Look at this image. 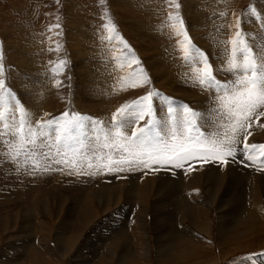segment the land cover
I'll return each instance as SVG.
<instances>
[{
    "label": "rangeland",
    "instance_id": "1",
    "mask_svg": "<svg viewBox=\"0 0 264 264\" xmlns=\"http://www.w3.org/2000/svg\"><path fill=\"white\" fill-rule=\"evenodd\" d=\"M253 4L257 5L256 0H0V64L4 68L0 79L5 81V88L0 89V112L5 114L6 119L10 118L7 123L4 120V125L12 124L14 121L15 126L18 127L20 115H15L14 111L19 113L18 109L21 108L27 114L34 113V122H42L47 118L58 120L55 117H61L65 110L66 112L69 110V117L73 113L77 114L71 109L73 95L78 91V84L84 81L91 82L93 74L96 75L95 78L102 77L103 80L99 81L103 86H110L107 88L110 92L108 90L107 92L110 93L113 114L122 105L131 104L149 92H159L162 96L170 98L174 101L175 108L180 102L188 104V101L175 97L168 90H163L161 76H158V79H150L154 75L152 71L159 73L158 68H152V61L161 60L170 67L172 65L173 70L186 68L182 66L187 63L185 51L189 50V44L202 52L204 50L200 45L204 39H208L216 47L215 52L213 49L206 50V53L202 52L206 59H209L208 62L213 59V56L209 57L207 52L220 54L219 48L222 47L224 50L229 47L232 51L231 41L236 39V33L246 32L247 28L244 30L242 28L248 13L258 24L262 20L261 14L264 11L260 9L258 13ZM245 26L248 27V25ZM185 33L189 37L188 40H184ZM248 43L251 42L248 41ZM258 44L260 47L264 45L257 42L250 45L259 52ZM192 52L190 59L194 58L193 61L198 66H203L195 50ZM220 57L225 59L223 55ZM221 58L219 60L225 66L227 62ZM89 67L93 69L90 70ZM84 70L86 72L89 70V74ZM221 70L218 75L222 77V83L233 80L228 79L227 70L224 67ZM35 75L38 77L34 80ZM145 75L148 77V83H143ZM190 76L193 77L196 74L190 73ZM28 84L30 88L25 87ZM133 84L137 86L132 87ZM35 87L40 89L46 87L47 93L43 96L38 95L39 93L34 96L32 91ZM191 89L197 93L195 87ZM7 91L13 92L15 98L9 96ZM122 93L125 95L120 97ZM210 94L217 95L215 90H210ZM90 95H85V104L94 99L91 98L94 95ZM114 95L117 96L113 97ZM153 100L161 102L159 97H154ZM27 105L31 108L26 109ZM107 106L104 107L107 108ZM77 107L76 104L73 106L74 109ZM161 107L164 114L165 110ZM210 107L209 109L216 107L218 110L213 99ZM178 112L180 113L179 107ZM208 113L211 112H207L206 115H209ZM104 114L96 115L92 120L102 122L107 116ZM86 117L90 119L92 116L86 115ZM27 119L32 124V119L30 117ZM90 122L91 119L86 121L85 127L77 133V136L78 134L82 136L81 139L85 143L82 154H73L80 163L77 164L74 157L72 159L76 165L63 164L59 168L57 166L60 164L51 163L53 169L48 167L50 169L45 171L47 173L42 171L43 167L40 170V167H35L34 163L32 166L30 164L26 166L22 164L24 159L16 158L14 153H7L10 145L16 152L17 138L12 135H0V173L7 181L5 185L4 182L0 183V264H264V224H259L262 221L258 219L252 220L254 224L248 222L246 219L250 217L247 216V210L241 212V215L239 213L234 219V215L228 212V204L222 202L221 204L226 207L223 208L222 213L225 216L228 212L226 221L230 219L233 224L229 226L225 235L218 234V218L222 214L219 212V200L223 190L221 194H218V198H212L206 193L203 183L190 187L187 179L183 181L182 177L176 188L178 174H175L176 182L171 190L172 193L161 200L157 195V191L159 193L157 182L163 179V175L165 176L163 169L156 171L154 166H150L109 172V175L103 165L94 171L92 168L89 169L88 163H92L93 167L97 165L96 160L92 161L90 158L91 162H89L87 159L88 147L96 143L92 138L95 133L93 126H89L92 125ZM257 123H259L258 119L253 129L256 133L260 132V136H257V145H262L264 129L258 127ZM4 125L0 122V129L3 126L0 131L4 130ZM135 126V124L132 125V127ZM87 127L90 130L86 129ZM54 129L55 126L48 130L47 137L53 145L52 150L55 149ZM9 131L14 132L15 128ZM127 131L131 132V128ZM92 139L94 141H89ZM243 145H240V151ZM249 151L252 155L251 161L245 159L244 154L237 161L231 158L232 164L234 162L237 164L228 166L244 172L247 171L246 165L253 164L249 172L254 169L255 174L264 176V164L261 163V160H264V156L261 155L262 150L256 148ZM22 153L25 155L24 152ZM8 154L11 160L7 163ZM68 156L62 155L58 159L67 161ZM40 159L42 164L47 163L43 158ZM197 163L200 162L196 160L194 164L197 165ZM47 164L50 165V162ZM180 165L182 168V164ZM172 166L178 169L175 165ZM165 167L168 168V166ZM31 168L36 171H32ZM37 168L42 172L39 173ZM87 170L95 175L75 174L77 171L88 173ZM11 174H15L16 177L14 178L16 180H12L14 182L11 181L12 185L9 181ZM84 175L87 176L88 181L77 179ZM149 178H153V181ZM147 180L153 188L147 186L145 187L147 191L144 186L133 189L134 182L144 184ZM21 181L24 183H19ZM114 181L116 185L118 184L117 187L115 185L112 187L115 184ZM18 184L19 187H16ZM223 186H226L225 182L221 189ZM254 186L253 189L256 190L258 187ZM95 190L102 192L104 198L110 200L106 205L108 208L101 203L98 204V198H90L98 195H91L90 192ZM257 190L258 194H261L259 204L264 213V196L260 188ZM53 191L55 195L51 197L44 194ZM194 191L202 192L205 203H209L207 219L211 220L210 226L213 230L208 231L209 236L207 232L195 229L187 216L182 217L176 212L182 206L180 205L177 210L176 203L179 204L184 197L189 198ZM40 192L41 195H39ZM113 192L115 197H119L118 205L115 197L113 198ZM246 192L247 190L241 194L245 206L248 205L244 197ZM141 199L145 204L140 212ZM102 200H104L103 197ZM186 206L181 208L185 209ZM91 208L92 212L97 213L96 215L92 216L93 213L89 211ZM138 219H141L140 223L143 227L137 223ZM177 223L180 225L178 226ZM186 225L199 234L196 239L199 237L202 244L191 245L187 238L188 234L181 229ZM110 227L111 230H108ZM185 229L188 230L187 226ZM141 240L148 248L147 258L143 255L144 249L141 247L144 244L143 242L141 244ZM185 244L189 247L191 245L190 249L194 247L193 255L186 258L183 257L182 252L189 247L185 248ZM182 246H185L184 249L180 248ZM180 249L181 252H179ZM185 253L186 251L184 255Z\"/></svg>",
    "mask_w": 264,
    "mask_h": 264
},
{
    "label": "snow or ice",
    "instance_id": "2",
    "mask_svg": "<svg viewBox=\"0 0 264 264\" xmlns=\"http://www.w3.org/2000/svg\"><path fill=\"white\" fill-rule=\"evenodd\" d=\"M113 31H115L114 27ZM188 39L189 37L185 33L184 40ZM231 44L233 59L229 62L227 71L234 75L233 80L222 83L215 79L214 70L208 64L205 54L199 49H195L196 56L204 66L198 69L195 79L202 87L216 91L220 115L229 122L228 127L232 135L219 140L202 139L200 128L197 127L200 112L187 105L179 106L181 111L180 129L177 131V109L173 107L174 101L162 96L159 92H149L131 104H125L118 108L108 127H105L103 122L91 120L96 141L91 146L94 159L98 162L107 160L103 167L109 172L123 171L125 167L149 168V161L153 166H157L154 170L159 171L165 166L175 164L178 160L187 161L189 157L195 158L198 154L195 145H209L203 147L204 155L200 157L205 162L213 159L226 165L230 162L226 157L234 160L237 149L232 145L236 142V133L243 131L245 122H250L253 116H256L257 119L259 116H264V111H260L264 109V49L259 52L254 50L240 31L236 33V39L232 40ZM127 47L125 44V48ZM192 50V45L189 44V50L185 51V58H191ZM129 51L131 50L129 49ZM237 53L241 56L239 61L235 58ZM3 72V65L0 64V75ZM148 82V77L145 75L143 83ZM136 86V84L132 85V87ZM4 88L5 81L0 79V89ZM7 94L15 98L13 92L7 91ZM154 97H159L161 102L167 105V138L157 128L161 121L156 117L153 106ZM20 113L18 127L13 121L12 124H6L4 130L0 131V135H12L18 138V144L15 146L16 157L24 152L28 157L43 158L47 162L63 166L67 161H62L58 157L66 155L68 152L82 154L85 143L74 133L85 127V122L89 120L88 117L75 113L69 117V113L65 112L62 114L61 120L38 122L33 128L27 119V113L22 108ZM146 117L147 119H145ZM4 119L5 114L0 112V122H3ZM133 124L136 126L132 127ZM54 125L55 152L52 151L53 145L50 142H44V138L49 135L48 130ZM11 128H15V131L10 132ZM129 128H131L130 135L127 132ZM248 135L251 133L249 132ZM244 139L247 141V136ZM38 140L41 142L38 143ZM190 141L194 144L188 143ZM256 148H260L261 155L264 156V144L245 143L241 150L242 154H245V159L251 161L252 155L249 150ZM45 149L46 151H43ZM104 150L107 151L103 156L96 155ZM261 163L264 164V160H261ZM175 166L181 167L180 164H175ZM87 167L91 169L93 164L89 163ZM43 170L48 171L49 169L44 168ZM75 174L92 175L94 173L77 171Z\"/></svg>",
    "mask_w": 264,
    "mask_h": 264
},
{
    "label": "bare ground",
    "instance_id": "3",
    "mask_svg": "<svg viewBox=\"0 0 264 264\" xmlns=\"http://www.w3.org/2000/svg\"><path fill=\"white\" fill-rule=\"evenodd\" d=\"M256 6L253 4V6L257 9V12L259 13V10L261 9V11L263 12L264 11V1H262V0H256ZM194 14V13H193ZM249 15H247L245 18H244V21H243V30H244V28H247L245 31V33L243 34V32H241L242 34H243V36H244V38L245 39H248V41H250L251 43L250 44H253L254 42H257V43H260V44H264V13H262L261 14V18H262V22L261 21H259V23L260 24H258V22H255V19H254V17H252L251 16V14L250 13H248ZM246 15V14H245ZM199 21V20H198ZM249 23V24H248ZM245 25H248V27H246ZM260 33H262L261 35H263V36H261V35H259ZM138 37V36H137ZM247 41V42H248ZM228 45H230V44H228ZM201 48L204 50V51H202V52H205L206 53V50H208V49H213V51L215 52V48L216 47H214L215 45L213 44L212 45V42H209V40L208 39H204L203 40V42H201ZM217 46V45H216ZM224 46V45H223ZM252 46V45H251ZM258 46H259V44H258ZM197 47V46H196ZM219 48V47H218ZM217 48V49H218ZM224 47H222L221 49L219 48V50H221V53L219 54V53H214V52H207L209 55V57H210V55L211 56H213V59H211V61L210 62H208V64L211 66V68L214 70V76L216 77V79H218V80H222V77H220L219 75H218V73L220 74L221 73V69H222V67H224L226 70L228 69V66H229V62L233 59V56H232V51L231 50H229V47H228V49L227 50H224L223 49ZM259 48H260V50L261 49H264V45H262V47H260L259 46ZM192 49L193 50H195L196 48L195 47H192ZM223 49V50H222ZM231 49V48H230ZM259 50V51H260ZM80 51V50H79ZM231 51V52H230ZM160 53V52H159ZM191 53H193V52H191ZM192 55V54H191ZM221 55H223L224 56V58L225 59H223V58H221L220 56ZM80 56V55H79ZM162 56V55H161ZM207 58V57H206ZM223 59V60H225V62H227V64L224 66V64L219 60V59ZM238 61L241 59V56L237 53L236 54V57H235ZM86 59V58H85ZM84 59V60H85ZM194 59V58H193ZM193 59H190V58H188L186 61H187V63H185L182 67H186V68H182V69H180V70H178V68H176V70H173L171 67H172V65H171V67H170V65H166V64H164L161 60H155V61H152V68H158L159 69V73H154V71H152L153 72V76H151L150 77V79L151 80H153L154 78H156V79H158V76L162 79L161 80V84H162V86H163V90L164 91H169L171 94H174L175 95V97H179L180 99H182V100H185V101H188V104L187 103H184V102H180L179 103V106L180 105H187V106H190L191 107V109H193V110H196V111H199L200 112V116L198 117V119H197V127L198 128H200V131H201V133H202V139H206V140H213V139H217V140H219V139H226L227 138V136H230V135H232V133H231V131H230V128L228 127V124H229V122L228 121H226L221 115H220V111H219V109H220V105H219V102H218V100H217V95H214V96H212V94H210V89H207V88H205V87H202L197 81H196V76L198 75V69H201L200 67H203V66H198L197 64H196V62H194L193 61ZM182 60V59H181ZM185 60V59H184ZM200 60V59H199ZM209 60V59H208ZM207 60V61H208ZM179 61V60H178ZM178 61H177V63H178ZM85 63V62H84ZM121 64V63H120ZM174 64V63H173ZM175 65V64H174ZM118 66V65H117ZM120 66V65H119ZM176 66V65H175ZM87 68V67H86ZM122 68H123V66H122ZM88 69V68H87ZM86 69V70H87ZM89 69L91 70V69H93V68H90L89 67ZM72 70V69H71ZM86 70H84L85 72H86ZM73 72V71H72ZM77 72V71H76ZM96 72V71H95ZM40 73V72H39ZM86 73H88L89 74V70L86 72ZM190 73H193V74H196V76H190ZM225 73V72H224ZM227 76H228V79H234L235 77H234V75L231 73V72H229V71H227ZM14 76V75H13ZM83 76V75H82ZM91 76H93V77H91V82L89 83H87V82H82V83H80V84H78L79 86L77 87V89H78V91H77V93L75 94V95H73V105L71 106V109H72V111H75L77 114H82V115H84V116H86V115H90V116H92V117H90V119L92 120V118L93 117H96V115H98L99 116V114L101 115V114H104V116L105 115H107V116H105V119H103L102 120V122H104V120H105V124H103L105 127H108V126H110V124H111V120H112V116H113V112H112V108H111V97H110V93H108V92H110L107 88L108 87H110V86H108V85H106V86H103L102 84H101V82L99 81V80H103V79H101L100 78V76L99 77H97V78H95L96 77V75L94 76V74L93 75H91ZM24 78H25V76H23ZM38 76L37 75H35V77H34V80L37 78ZM105 77V76H104ZM103 77V78H104ZM191 77V78H190ZM159 78V79H160ZM128 79V77L126 78V80ZM155 79V80H156ZM154 80V81H155ZM141 81V80H140ZM139 81V82H140ZM85 84H88V85H85ZM161 86V87H162ZM25 87H27V88H30V85L28 84V85H26ZM196 88L197 89V93L193 90V89H191V88ZM107 90H108V92H107ZM117 90V89H116ZM118 90H121L120 88H118ZM117 92V91H116ZM32 93H33V95L34 96H36V94H38V95H44V94H46L47 92H46V87H44V88H34L33 89V91H32ZM75 93V92H74ZM73 94V93H72ZM90 94H92V95H94L93 97H91V98H94V99H96V100H94V99H92L91 101H88V102H86V104H85V101H84V99H85V95H90ZM115 94H117V93H115ZM50 95V94H49ZM92 95H90V96H92ZM123 95H125V94H123L122 93V95H120V97H123ZM75 96V97H74ZM88 96H87V98H88ZM115 96H117V95H114L113 97H115ZM90 98V99H91ZM212 99H213V103L218 107V110H216V107L215 108H212V109H209V108H211L210 107V105H211V101H212ZM116 101V100H115ZM179 101V100H178ZM113 102H114V100H113ZM156 103H158V104H156ZM78 105V107L77 108H73V106L74 105ZM109 105V106H107V105ZM104 106H107V108L106 107H104ZM115 106V105H114ZM123 106V105H122ZM153 106H154V110H155V113H156V117L161 121V123L157 126V128H158V130L165 136V138H167V127H168V124H167V121H168V115H167V105H164L162 102H159L158 100H153ZM162 106V107H161ZM178 106V107H179ZM26 107V109H29L28 107H30V105H27V106H25ZM35 107V106H34ZM116 107V106H115ZM160 107L161 108H163L164 110H165V113L163 114V112L161 111V109H160ZM178 107L176 108L177 109V111H176V116H177V131H179V129H180V125H179V118H180V115H181V111H180V113L178 112ZM31 108V107H30ZM160 109V110H159ZM209 109V110H208ZM19 110V113H18V111H17V113H16V111H14V113H15V115H17V114H19V115H21L20 114V109H18ZM69 111V110H68ZM67 111V113H69ZM92 111H94L93 113H92ZM211 112V113H208L209 115H206L207 114V112ZM260 111H264V109H261ZM65 112H66V110H65ZM95 112H97L98 114H94ZM33 114L34 113H32V115L28 112V114H27V117H30L31 119H32V126H33V128H35V126L37 125V123L38 122H34V120H35V118L33 117ZM110 114V115H109ZM211 114V115H210ZM14 115V116H15ZM13 116V117H14ZM41 116V115H40ZM50 117H52V116H50ZM61 118H63L62 116L61 117H55V119H58V120H61ZM10 118H5L4 120L6 121V123H7V120H9ZM39 119V118H38ZM37 119V120H38ZM48 119L49 118H47L45 121H48ZM89 119V120H90ZM262 121H261V120ZM260 119H258L259 120V123H257V126L258 127H260L261 129H264V116H260ZM40 120V119H39ZM93 120H96V119H93ZM54 121V120H53ZM55 121H57V120H55ZM255 121H257V118H256V116H253V118H252V120L250 121V122H245V126H244V130L243 131H238L237 133H236V142L235 143H233V145H232V147L233 148H235V149H237V153H236V156H235V158H234V160L233 161H237V160H239V158L240 157H242L244 154H242V152L240 151V145H242V144H245V143H248V142H250V143H252V144H257V136H260V132L258 131V133H256L255 131H254V129H253V125L255 124ZM42 122H44V121H42ZM100 122V121H99ZM4 121L3 122H1V124H3L4 125ZM91 123V122H90ZM9 124V123H8ZM249 124L251 125L250 127H249ZM5 126V125H4ZM55 126V125H54ZM89 126H93V125H89ZM2 128H3V126H2ZM1 128V129H2ZM0 129V130H1ZM86 129H88V127L86 128ZM93 129V128H92ZM88 130H90V129H88ZM84 131H86L85 129H84ZM261 131V130H260ZM53 132H55V129L53 130ZM80 132V131H79ZM128 132V131H127ZM251 133V135H248V133ZM77 133L78 132H75L74 134L77 136ZM128 133H131V132H128ZM257 134H259V135H257ZM78 136H79V134H78ZM85 136H87V135H85ZM245 136H247V141H245ZM82 137V136H81ZM81 137L79 136V138L81 139ZM91 138V137H90ZM93 139H94V137H92ZM49 138H45L44 139V141H46V142H50L51 140H48ZM89 140V141H94V140ZM82 140V139H81ZM86 140V139H85ZM17 141H18V138H17ZM88 141V140H87ZM41 141L40 140H38V143H40ZM188 143H192V144H194V142H188ZM249 143V144H250ZM259 143V142H258ZM261 143V142H260ZM17 144H18V142H17ZM16 144V145H17ZM196 147H197V149H198V154H197V156L195 157V158H193V157H189L188 159H187V161H183V160H178V161H176L175 162V164H182V168H180V167H178V169L177 168H175L174 166H172V165H170L171 166V168H169L170 166H168V168H166V167H164V168H161V169H163V172L165 173V176L163 175V179L162 180H158V184H159V186H158V189H159V193H158V191H157V195H158V198H161V200H164L165 198H167L171 193H172V188H173V185L175 184V182H176V180H175V174H178V180H177V183H176V185H175V187L177 188V185H178V183H179V181H180V179H181V177L183 178V181L185 180V179H187V183H188V185L190 186V187H195V185H198V184H200V183H203L204 184V187H205V189H206V193H208V195L209 196H211L212 198H216L217 196H218V194L221 192V190H223V195H222V197L220 198V200H219V204H220V209H219V212H223V208L225 207L224 205H222L221 203L222 202H225V204L227 203L228 204V212L229 213H231L232 215H234L233 217H234V219H236L235 217H237L238 216V214L239 215H241V212H245L246 210L248 211V215L247 216H249L250 218L249 219H246V220H248V222H252L253 223V221L252 220H254V221H256L257 219L259 220V221H262V223L261 222H259V224H264L263 222H264V219H263V209L261 210V208H260V205L261 204H259V200H260V195L258 194L259 192H258V190L257 189H261L262 190V194H263V196H264V176H260L259 174H255L253 171H254V169H251L250 170V172H249V168H250V166H252L253 164H250V165H246V167L243 165V164H241V166H243V167H245V168H247V171H241L240 169H237V168H230L231 166H228V165H235V163L236 162H234L233 164H232V160H231V158L229 159V158H227L226 157V159H229V163L228 164H226V165H223V164H220L218 161H216V160H213V159H210V160H208L207 162H205L203 159H201L200 157L201 156H203L204 155V153H203V151H202V149H203V147H207V146H209V145H204V146H200V145H195ZM46 150V149H45ZM55 150L56 149H53L52 151L53 152H55ZM9 152H11V153H14L15 155H16V152H15V149H12L11 148V145H10V149L7 151V153H9ZM105 150L103 151V152H99V153H96V155H101V156H103L104 154H105ZM5 153V152H4ZM22 153V152H21ZM6 154V153H5ZM10 154V153H9ZM9 154H8V157H9ZM13 154V155H14ZM22 155V156H21ZM24 154L22 153V154H20V156H19V158L18 159H24L23 161H22V164H30L31 166H32V164L34 163V165L36 164V166L35 167H40L39 169L41 170V168H42V171H44L43 169L44 168H48V167H52V165H51V163H50V165H48L46 162H43L44 164H42L41 162H40V160H42V159H40L39 157L38 158H31V157H28L26 154L23 156ZM66 155H69L68 156V159H67V163H68V165H67V163L65 164L66 166H70V165H73V164H75L76 165V163L75 162H73V159H72V157H74L73 156V153H71V152H68ZM3 157V156H2ZM62 157V156H61ZM7 158V157H6ZM17 158V157H16ZM90 158H91V160L93 161V159H94V154H93V152L91 151V147H88V154H87V159H89L88 161L89 162H91V160H90ZM20 159V160H21ZM9 160H11V158L9 157V159L8 160H6V162L8 163L9 162ZM44 160V159H43ZM95 160V159H94ZM196 160H198L200 163H197V165L196 164H194V162L196 161ZM74 161H76L77 162V164H79L80 163V160L79 159H75V157H74ZM12 162H13V160H12ZM86 162H87V160H86ZM104 162V163H103ZM4 163V162H3ZM6 163V164H7ZM14 163V162H13ZM21 163V162H20ZM105 163H107V160H101V161H96V166H94V167H92V169H93V171H94V169L95 170H97L100 166H102L103 164H105ZM149 163H151V165L150 166H153L152 165V162L151 161H149ZM5 164V163H4ZM46 164V165H45ZM89 164V163H88ZM175 164H173V165H175ZM237 164V163H236ZM80 165H82V164H80ZM80 165H78V166H80ZM84 165V164H83ZM82 165V166H83ZM86 165V164H85ZM261 165V164H260ZM23 166V165H22ZM27 166V165H26ZM53 166H54V164H53ZM61 165H59V166H57V167H59V168H61L60 167ZM30 167V166H29ZM55 167L56 166H54V169H55ZM75 167V166H74ZM154 167H157V166H154ZM220 167H223V169H218V168H220ZM70 168V167H69ZM73 168V167H72ZM72 168H70V169H72ZM82 168V167H81ZM85 168V167H84ZM138 168H142V167H138ZM32 169V171L33 170H35L36 171V169H33V168H31ZM38 168H37V170H39ZM50 169V168H49ZM51 169H53V167L51 168ZM58 169V168H57ZM83 169V168H82ZM88 169V168H87ZM125 169L127 170V169H133V168H128V167H125ZM152 169V168H151ZM165 169H167V170H169V171H171V172H173V174H170V173H168ZM39 170V171H40ZM56 170V169H55ZM61 170H63V169H61ZM65 170V169H64ZM67 170V169H66ZM85 170H86V168H85ZM84 170V171H85ZM9 171V170H8ZM11 171V170H10ZM9 171V172H10ZM42 171H40L39 173H41ZM82 171V170H81ZM83 171V172H84ZM88 171V170H87ZM92 171V172H93ZM154 171V170H153ZM45 172V171H44ZM70 172V171H69ZM88 172H90V171H88ZM98 172V171H97ZM129 172V171H128ZM151 172H152V170H151ZM252 172V173H251ZM14 173V172H13ZM34 173V172H33ZM39 173H37V174H39ZM45 173H47V172H45ZM107 173V172H106ZM111 173H113V172H111ZM63 174V173H62ZM68 174V173H67ZM71 174V173H70ZM108 175H109V171H108V173H107ZM15 175V174H14ZM14 175H12L11 174V176H10V178H9V181L11 182L14 178H16ZM51 175H52V173H51ZM93 175H95V174H93ZM92 176V175H91ZM98 176V175H97ZM97 176H96V178H97ZM150 176V175H149ZM48 177V176H47ZM78 177V176H77ZM76 177V178H77ZM80 177V176H79ZM94 177V176H93ZM100 177V176H99ZM143 178V177H142ZM77 179H79V180H82V181H88V178H87V176H85L84 175V177H81V178H77ZM94 179V178H93ZM147 179V178H146ZM150 179V178H149ZM148 179V180H149ZM14 180H16V179H14ZM18 180V179H17ZM29 180V179H28ZM75 180V179H74ZM148 180L147 181H145L144 182V184L143 183H136V182H134V184H133V189H139V188H141V187H143L144 186V188L146 187L147 188V186L148 187H152L149 183H148ZM150 180H152L153 181V178L152 179H150ZM149 180V181H150ZM72 181V180H71ZM70 181V182H71ZM76 181V180H75ZM95 181V180H94ZM155 181V180H154ZM228 181H230V183L228 184ZM2 182H4V185H5V183H7V181H5L4 180V177L1 175V173H0V183L2 184ZM12 182H14V181H12ZM12 182H11V185H12ZM25 182H27V181H25ZM77 183H78V181H76ZM115 182V181H114ZM140 182V181H139ZM143 182V181H142ZM151 182V181H150ZM225 182V184H226V186H223V189H221V186H222V184ZM19 183H24V181H21V182H19ZM84 183V182H83ZM82 183V184H83ZM118 183V182H117ZM120 183V182H119ZM61 184V183H60ZM65 184V183H64ZM157 184V185H158ZM15 185V184H14ZM23 184H21V186H22ZM26 185V184H25ZM41 185V184H40ZM51 185V184H50ZM93 185V184H92ZM100 185V184H99ZM109 185H111V184H109ZM109 185H108V187H109ZM114 185L117 187V185H116V182H115V184H113L112 185V187H114ZM154 185V184H153ZM255 185V186H254ZM29 186V185H28ZM82 186V185H81ZM101 186H103V185H101ZM136 186V187H135ZM253 186L254 187H256L257 189V192H256V190H254L253 189ZM12 187V186H11ZM16 187H19V184H18V186H16ZM34 187H36V186H34ZM225 187V188H224ZM22 188V187H21ZM20 188V189H21ZM30 188V187H29ZM81 188V187H80ZM145 188V191H147V189ZM153 188V187H152ZM154 188H155V186H154ZM110 189V188H109ZM114 189H116V188H114ZM120 189V188H119ZM245 189V190H244ZM46 190V189H45ZM127 190V189H126ZM247 190V192H246V195L244 196L246 199H247V203H248V205L247 206H245V203L244 202H242V199H241V194L244 192V191H246ZM24 191V190H23ZM30 191H32V190H30ZM51 191V190H50ZM115 191V190H114ZM131 191V190H130ZM140 191H141V189H140ZM155 191V190H154ZM33 192V191H32ZM45 192V191H44ZM5 193V192H4ZM91 193V195H93V194H98L97 196H95V197H90V198H98V204L99 203H101L102 204V206H104V207H107L108 208V206H106L109 202H110V200H106L105 198H104V196H103V193L102 192H98V191H93V192H90ZM130 193V192H129ZM202 193V192H201ZM200 192H196V191H194V193L192 194V195H189V198H187V197H184V198H182L179 202V204H177L176 203V208H177V210L179 209V207H180V205H182L181 207H183V206H186L187 204H189L190 206H186L187 208H185V209H183V208H181L180 207V209H179V211H176L177 212V214L178 215H181L182 217H184V216H187V218L191 221V223L195 226V229H198V230H202V231H204V233L205 232H207L206 234H207V236H209L210 234H209V232L208 231H213L212 230V228H211V226H210V224H211V220H209V219H207L208 217H207V215H209L208 214V212H209V203L207 204V203H205V198H204V196L201 194ZM213 193V194H212ZM259 195V197L257 196V194ZM29 194H30V192H29ZM44 194H46L47 196L49 195L50 197L52 196V195H55L54 194V191L53 192H46V193H44ZM43 194V195H44ZM82 194V193H81ZM113 194V198L115 197V192H113L112 193ZM138 194V193H137ZM221 194V193H220ZM22 195V194H21ZM33 195V194H32ZM35 195V194H34ZM39 195H41V192L39 193ZM135 195V194H134ZM144 195V194H143ZM153 195V194H152ZM6 196V195H5ZM18 196V195H17ZM7 197V196H6ZM102 197H103V199L104 200H102ZM148 197V196H147ZM36 198H37V196H36ZM133 198V197H132ZM143 198H144V196H143ZM218 198V197H217ZM37 199H40V197L38 196V198ZM91 199V201H93ZM264 199V198H263ZM42 200H43V198H42ZM119 200V197H115V201L117 202ZM151 200V199H150ZM160 200V201H161ZM215 200V199H214ZM217 200V199H216ZM112 201V200H111ZM141 201H142V203H141V205H142V207L140 206V212L142 211V208H143V206H144V204H145V202H144V200H142L141 199ZM156 201V200H155ZM157 201H159V200H157ZM261 201V200H260ZM47 202V201H46ZM149 202V201H148ZM181 202L183 203V204H181ZM213 202V201H212ZM117 205H118V202H117ZM147 205V204H146ZM263 207V206H262ZM110 208V207H109ZM226 208V207H225ZM129 209V208H128ZM186 210H188V211H186ZM90 212H92V208L89 210ZM90 212H88V213H90ZM94 212L95 211H93L92 213H90V214H92V216L93 215H96L97 213L95 212V214H94ZM106 212V211H105ZM135 212V211H134ZM227 212V214H229ZM142 214V213H141ZM227 214L224 216V214L222 213V214H220L219 215V218H218V225H217V231H218V234L220 235V236H222V235H225V232L227 233V231H228V229H229V226H231L233 223H231V221L232 220H228V221H226V216H227ZM143 215V214H142ZM128 216V215H127ZM155 216V215H154ZM180 216V217H181ZM230 216V215H229ZM112 217V216H111ZM126 217V216H125ZM177 217V216H176ZM121 218V217H120ZM74 219V218H73ZM114 219V218H113ZM157 219V218H156ZM184 219V218H183ZM238 219V218H237ZM118 220V219H117ZM124 220V219H123ZM143 220V219H142ZM175 220V219H174ZM181 220V219H180ZM179 220V221H180ZM187 220V219H186ZM188 220V221H189ZM114 221H115V219H114ZM140 221H141V219L139 220H137V223L139 224V225H141L142 227H143V225H142V223H140ZM155 221V220H154ZM156 221H158V220H156ZM235 221V220H234ZM76 222V221H75ZM85 222H89V220H85ZM156 223V222H155ZM161 222H159V224H160ZM166 223V222H165ZM175 223V222H174ZM37 224V223H36ZM178 224V223H177ZM182 225L184 224L183 222L181 223ZM254 224V223H253ZM87 225V224H86ZM112 225V224H111ZM161 225H162V223H161ZM165 225V224H164ZM167 225H169L170 226V224H167ZM180 225V223L178 224V226ZM37 226V225H36ZM154 226V225H153ZM166 226V225H165ZM177 226V227H178ZM187 226V231H186V229H185V227ZM185 227L183 226V228L181 227V229L182 230H184L188 235V237L187 238H189V240L188 241H190L191 242V245H199V244H202L203 242H201L200 241V238L199 237H197V239H196V236H198L199 234H197L193 229H191L190 227L188 228V225H186ZM194 226H192V227H194ZM254 226H256V225H254ZM112 227V226H111ZM111 227H110V229H108V230H111ZM145 227V226H144ZM176 227V229L178 230V228ZM258 227H260L259 225H258ZM155 228V227H154ZM160 228H161V226H160ZM164 227H162V229H163ZM252 228V227H251ZM143 229V228H142ZM165 229V228H164ZM166 229H168V227L166 228ZM180 229V228H179ZM180 229V230H181ZM143 232V231H142ZM146 232V231H145ZM251 232V231H250ZM179 233H181V231L179 232ZM199 233V232H198ZM147 234V233H146ZM157 234V233H156ZM191 234H193V235H191ZM184 235V234H183ZM238 235V234H237ZM158 236V235H157ZM185 236H186V234H185ZM238 237H240V236H238ZM161 238V237H160ZM238 239V238H237ZM240 239V238H239ZM186 240V239H185ZM192 240V241H191ZM161 241V240H160ZM187 241V240H186ZM205 241V240H204ZM142 242H143V244L144 245H142V249H144V251H143V255H145L146 256V258H147V255H148V248L145 246V243H144V241H142L141 240V244H142ZM186 243H188V242H186ZM222 243V242H221ZM220 243V244H221ZM163 244V243H162ZM184 244V243H183ZM207 244V243H206ZM186 245V244H185ZM188 245H189V243H188ZM191 245H190V247H191ZM157 246V245H156ZM159 246V245H158ZM160 247V246H159ZM170 247V246H169ZM183 247H185V246H182V247H180V248H183ZM187 247H189V246H187L186 245V247L185 248H187ZM190 247L189 248H187V250H184V251H186V253H185V255H184V251L182 252V254H183V257L185 256V258H186V256L188 257L189 255H193V249H194V247L192 246V248L190 249ZM140 247H139V250L141 249ZM157 248V247H156ZM162 248V247H161ZM160 248V249H161ZM170 248H172V247H170ZM184 249V248H183ZM171 251V250H170ZM182 250L180 249L179 250V252H181ZM197 251V250H196ZM138 252H141V251H138ZM166 252V251H165ZM198 253V252H197ZM181 254V253H180ZM180 254H178L179 255V257H180ZM183 257H182V259H183ZM183 259V260H186V259ZM145 261H146V259H145Z\"/></svg>",
    "mask_w": 264,
    "mask_h": 264
}]
</instances>
